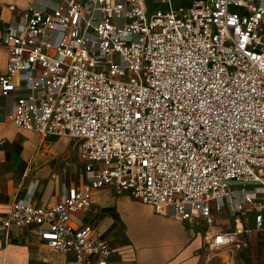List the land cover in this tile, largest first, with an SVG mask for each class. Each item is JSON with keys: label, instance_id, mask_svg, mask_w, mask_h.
Segmentation results:
<instances>
[{"label": "built area", "instance_id": "built-area-1", "mask_svg": "<svg viewBox=\"0 0 264 264\" xmlns=\"http://www.w3.org/2000/svg\"><path fill=\"white\" fill-rule=\"evenodd\" d=\"M25 16L0 38V95L25 91L6 122L74 140L86 178L51 205L15 199L0 231L27 227L69 264H111L109 241L74 218L111 187L209 227L226 205L264 234V0H59ZM252 231L210 232L209 253Z\"/></svg>", "mask_w": 264, "mask_h": 264}, {"label": "crops", "instance_id": "crops-1", "mask_svg": "<svg viewBox=\"0 0 264 264\" xmlns=\"http://www.w3.org/2000/svg\"><path fill=\"white\" fill-rule=\"evenodd\" d=\"M58 2L0 0V38L5 37L9 26L20 27L26 22L25 13L30 6L51 11ZM7 60L6 47H0V74L6 69ZM21 92L25 91L0 95V142L4 140L0 143V222L15 199L51 205L58 200L63 182H75L65 175L61 179L56 171L50 178L46 175L52 171H30L38 154L34 152L29 157L27 148L11 157L5 154L7 144L17 142L19 133L28 132L30 139L25 141L31 147L40 135L6 122ZM54 136L42 137L49 143H57ZM213 216V227L203 218L181 220L172 207L157 213L151 205L132 198L128 192L118 194L114 188L105 187L95 192L93 208L77 213L74 218L79 224L91 223L96 236L109 241L113 249L111 264H264V234L254 228L253 214L240 219L225 205L221 211H214ZM237 225L253 229L250 235L239 236L246 246L210 254L207 246L210 232L234 231ZM73 258L71 253L51 250L27 227L0 231V264H69Z\"/></svg>", "mask_w": 264, "mask_h": 264}, {"label": "rangeland", "instance_id": "rangeland-1", "mask_svg": "<svg viewBox=\"0 0 264 264\" xmlns=\"http://www.w3.org/2000/svg\"><path fill=\"white\" fill-rule=\"evenodd\" d=\"M150 1H155L156 3L157 0ZM190 1L191 0H173V4L178 6L181 4H189ZM159 7H162V5L155 4L151 10L155 11L156 8ZM115 58L118 59V55H115ZM6 132L9 133L10 131L7 130ZM24 133L25 134L19 133V140L17 142L7 144L5 153L7 157H11V154L13 153L20 154L25 148H27V150H29V157L34 152L38 154L34 164L31 165L30 171H52L49 175H46L47 178H50L53 171H56L60 174L61 179L65 175V177L68 179H74L77 183L85 180L86 174L84 172V165L78 156L74 140H71L68 137L54 136V139L58 140V142L49 143L46 138L42 137V135H37L36 142L31 147L28 146L29 142L25 141L29 140L30 136L27 134L28 132ZM28 158L27 160H29ZM14 172L20 173L22 171ZM233 185L239 187L242 186L241 184L235 183H233Z\"/></svg>", "mask_w": 264, "mask_h": 264}]
</instances>
